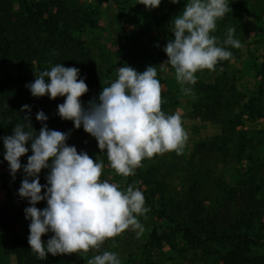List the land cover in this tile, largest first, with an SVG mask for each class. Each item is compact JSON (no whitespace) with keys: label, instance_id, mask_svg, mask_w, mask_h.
Returning a JSON list of instances; mask_svg holds the SVG:
<instances>
[{"label":"clouds","instance_id":"1","mask_svg":"<svg viewBox=\"0 0 264 264\" xmlns=\"http://www.w3.org/2000/svg\"><path fill=\"white\" fill-rule=\"evenodd\" d=\"M161 2L139 0L149 10L158 8ZM170 2L178 4L180 0ZM228 11V0H187L182 13L173 19L174 39L163 48L168 60L160 66L174 69L185 94H191L192 88L187 85L196 83L197 72L212 70L231 57L226 46L241 47L234 38L235 28L227 30L223 46L211 34ZM79 74L76 67L56 64L35 73V80L26 87L33 97H65L57 106L58 115L94 137L118 175H134L142 160L156 154L182 151L187 135L178 114L161 110L156 66H148L142 73L128 65L119 67L117 78L103 87L98 99L89 101L87 108L80 98L88 92V86L85 78L78 79ZM21 111L28 113L24 122L16 124L12 135L3 137L4 159L15 179L30 143L32 155L23 165L25 178L18 194L30 205L24 209L30 220L28 243L38 258L44 259L49 253L57 256L99 250L106 240L127 229H141L137 217L149 209L140 190L129 185L121 191L117 184L101 179L103 161L94 162L87 152L78 153L75 146H69V133L49 129L42 110L36 114L43 125L39 133L31 125L30 106L23 105ZM42 169H49L43 186L39 177ZM41 201L47 203L42 210L36 207ZM47 233L53 235L44 242L42 236ZM88 264H121V260L117 253L103 251Z\"/></svg>","mask_w":264,"mask_h":264},{"label":"rangeland","instance_id":"2","mask_svg":"<svg viewBox=\"0 0 264 264\" xmlns=\"http://www.w3.org/2000/svg\"><path fill=\"white\" fill-rule=\"evenodd\" d=\"M77 1L91 12L97 22V28H84V32L77 36L90 47L102 85H107V69L119 61L120 44L125 48L124 63L128 66L132 63L130 45L124 34L145 28L149 43L145 46L147 67L157 68V79L161 84V110L165 114H178L187 135L179 154L169 151L146 158L135 174L128 177L118 175L109 166L107 154L95 158L94 162L103 161L104 164L101 179L117 184L121 191L129 185L140 190L149 211L137 217L142 230L129 228L106 240L99 250L90 249L83 253V264H88L90 258L103 251L117 253L121 264H211V258L225 253L231 243L215 242L200 249H191L181 234L172 232L169 227L173 223L185 224L183 208L189 195L198 194L206 199L209 209L220 210L221 203L217 202L237 180L238 173L251 174L262 185L259 198L264 199V1L237 0L239 6L232 26L235 28L234 38L240 41L241 47L226 46L232 55L223 60L221 67L216 65L212 70L197 72L196 83L187 85L192 88L191 94L182 91L185 86L177 82L174 69L160 66L168 60L163 48L169 38L174 39V36H165L167 26L172 31V23L168 19L164 26L160 24L156 30L148 25L153 16H166L169 5L166 0L151 10L139 4V0H116L112 8L113 23H109L107 14L110 0ZM184 1L178 15L186 6L187 0ZM220 23L218 20L215 32L211 33L217 41L226 37L227 28ZM51 67L47 65L46 70ZM114 74L111 79L115 78ZM202 84L224 86V107L215 119L198 116L200 102L205 95L200 89ZM63 99L65 97L50 106L54 114L58 115L57 106L63 103ZM79 130L73 128L67 133L74 139L80 135ZM90 140L98 145L94 137ZM213 144L214 150H209ZM202 145L207 149L201 150ZM27 161L28 154L21 157L22 168L15 179L10 174L9 165L0 164V208L25 212L24 209L30 206L18 194L21 181L25 178L23 165ZM43 173L39 174L42 186L43 182L47 183L48 175ZM46 206V201L36 205L41 210ZM29 224L30 220L25 216L19 217V233L23 234ZM153 229H156L154 233ZM257 229L264 233V224H259ZM4 251L0 246V253L11 254ZM252 254L264 255V249L254 246ZM217 264L221 262L217 261Z\"/></svg>","mask_w":264,"mask_h":264},{"label":"trees","instance_id":"3","mask_svg":"<svg viewBox=\"0 0 264 264\" xmlns=\"http://www.w3.org/2000/svg\"><path fill=\"white\" fill-rule=\"evenodd\" d=\"M166 1L169 4L168 13L164 18L153 16L148 23L150 29L156 30L160 24L164 26L163 23L168 22V19L172 23L185 3L184 0H180L178 4ZM115 2L116 0H110L107 7L109 23L114 22L112 8ZM238 4L237 0H228L229 11L219 19L220 24L226 26L227 30L233 28L232 20ZM87 27L97 28L96 19L77 0H0V164H8L4 159L3 137L12 135L16 124L23 123L24 116L28 115L21 111L23 105L30 106L31 125L37 133L43 126L36 120V114L41 110L48 117L45 123L49 129L67 133V130L75 128L72 121L63 120L54 114L50 107L53 102L63 97L53 100L48 96L31 95L26 85L35 80V73L46 70L47 65L63 64L65 67L78 68L80 70L78 79L85 78L88 86V92L80 98L82 105L87 108L88 102L94 98L98 99L103 87L109 86L117 78V69L126 65L125 48L120 44L119 61L107 69L108 75L105 76L108 80L107 85H102V77L94 66L90 47L77 36ZM166 29L165 36H174L168 26ZM146 36L145 28L142 31L137 29L124 34L131 50L132 63L129 66L141 73L148 65L145 46L149 43ZM224 39L225 37H222L218 40L221 46ZM222 62H218L217 66L221 67ZM113 74L115 78L111 79ZM200 89L205 95L201 99L198 116L215 119L224 107V86L202 84ZM79 133L80 135H76L74 139L69 135L66 143L75 146L78 153L87 152L93 160L106 154L90 140L92 136L86 133L83 127ZM26 146L29 148L28 156L32 155L30 143ZM205 149L207 148L202 145L201 150ZM208 149L214 150V144ZM42 171L46 175L49 169ZM45 184L43 182V185ZM261 191L262 185L258 184L251 174L238 173L237 180L224 191V195L217 202L221 203L220 210L209 209L205 203L206 199L198 194L189 195L183 208L185 224L173 223L169 229L181 234L191 249H200L215 242L231 243L229 250L211 258V264H217V261L221 264H264V255L252 254L254 246L264 249V233L257 229L259 224H264V199L259 198ZM200 194L204 196L203 193ZM23 216L25 212L0 208V246L5 253L15 256L17 264L84 263L83 253L57 256L49 253L44 259L38 258L28 243L29 226L23 234L18 231V218ZM155 231L156 229H153L152 232ZM52 235L53 233L45 234L42 241L46 242Z\"/></svg>","mask_w":264,"mask_h":264},{"label":"crops","instance_id":"4","mask_svg":"<svg viewBox=\"0 0 264 264\" xmlns=\"http://www.w3.org/2000/svg\"><path fill=\"white\" fill-rule=\"evenodd\" d=\"M3 257L0 258V264H17V260L13 254L0 253Z\"/></svg>","mask_w":264,"mask_h":264}]
</instances>
